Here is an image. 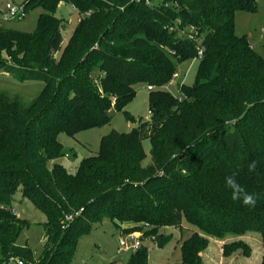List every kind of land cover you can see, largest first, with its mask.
<instances>
[{
    "label": "trees",
    "instance_id": "trees-1",
    "mask_svg": "<svg viewBox=\"0 0 264 264\" xmlns=\"http://www.w3.org/2000/svg\"><path fill=\"white\" fill-rule=\"evenodd\" d=\"M259 1L25 0L26 13L43 10L36 30L0 25V70L45 85L29 105L0 92V264H71L79 238L104 218L127 233L183 221L197 228L181 243L182 264H205L211 239L224 242L226 258L251 257L246 242L226 241L256 232L264 264V58L235 27L236 14L257 13ZM60 4L76 9L79 23L57 58L67 28ZM196 59L194 83L180 85V97L165 91ZM140 84L153 88L150 120L113 130L73 171L59 163L61 134L101 128L112 109L135 123L126 107ZM234 173L258 197L254 208L231 199L225 177ZM18 191L47 218L39 260L18 244L30 226L14 215ZM124 264H149V247Z\"/></svg>",
    "mask_w": 264,
    "mask_h": 264
},
{
    "label": "rangeland",
    "instance_id": "rangeland-1",
    "mask_svg": "<svg viewBox=\"0 0 264 264\" xmlns=\"http://www.w3.org/2000/svg\"><path fill=\"white\" fill-rule=\"evenodd\" d=\"M24 2L25 0H0V7L9 3L23 5ZM42 12L41 8L30 10L23 20L7 23L6 27L34 32ZM238 15L235 19L237 35L245 36L252 48L264 58V0L259 1L257 13L243 12ZM56 16L67 22L62 49L56 55L57 58H60L64 47L79 23V12L69 4H62L58 8ZM190 31L193 32L194 29H190ZM198 65L199 60L197 59L180 65L177 71L178 77L173 78L164 90L180 97V85H192L194 83ZM44 87L42 82H18L13 77L4 75L3 71L0 70V92L6 91L21 96L25 105H29ZM136 89L135 99L126 107V111L134 117L135 123L129 122L122 112L112 109V119L101 128L83 131L75 138L61 134L59 139L65 147L66 154L59 160V163L69 171H73L84 158L98 154L102 138L108 136L113 130L119 133H129L133 128L138 127L141 121L150 120L148 102L150 90L145 84L138 85ZM143 144L147 155L144 165H147L151 162V144L149 140H145ZM13 208L17 218L30 223L29 228L21 234L18 244L31 248L34 251L35 259L39 260L46 243L43 224L47 218L29 200L22 197L21 191H18L14 196ZM128 229L127 226L116 228L109 219L104 218L100 223L94 225L89 234L79 238L75 257L71 264H124L133 252L124 251L119 240L123 238L128 245H132L134 240L127 239L130 235H135L140 241V248L149 247V264H182L181 243L189 238L194 231H198L197 228L185 221H183L181 228H159L155 234L151 235H147V232L152 231L149 225H144L141 230L134 233H127ZM168 237H172L169 243L161 248L157 246L162 239ZM237 240L246 242L252 248L251 257H246L242 252H237L226 258L223 256L222 249L224 242L211 239L210 245L203 255L205 264H262L263 243L259 233H248L242 238H228L226 243Z\"/></svg>",
    "mask_w": 264,
    "mask_h": 264
},
{
    "label": "built area",
    "instance_id": "built-area-1",
    "mask_svg": "<svg viewBox=\"0 0 264 264\" xmlns=\"http://www.w3.org/2000/svg\"><path fill=\"white\" fill-rule=\"evenodd\" d=\"M26 15L27 13L25 11L24 5H14L11 3L6 4L4 7H0V25L23 20L26 17ZM202 55H203V52L200 51L199 57L201 58ZM177 77H178V74L174 76V78H177ZM148 89L151 91L153 88L148 87ZM149 116H151L150 112H149ZM13 212H14V215L17 216L15 211ZM70 220H72V218H70ZM127 239L134 240V242L132 243V245H128L124 241L123 238H120L119 244L124 251L135 252L141 247V243L139 240H137L135 235H130L127 237ZM12 262L17 263V264H24L23 262L15 261L13 259H12Z\"/></svg>",
    "mask_w": 264,
    "mask_h": 264
},
{
    "label": "clouds",
    "instance_id": "clouds-1",
    "mask_svg": "<svg viewBox=\"0 0 264 264\" xmlns=\"http://www.w3.org/2000/svg\"><path fill=\"white\" fill-rule=\"evenodd\" d=\"M255 167V163L250 165ZM225 186L231 191V199L233 202H240L242 206L254 208L258 197L249 193L236 179V174L225 177Z\"/></svg>",
    "mask_w": 264,
    "mask_h": 264
},
{
    "label": "crops",
    "instance_id": "crops-1",
    "mask_svg": "<svg viewBox=\"0 0 264 264\" xmlns=\"http://www.w3.org/2000/svg\"><path fill=\"white\" fill-rule=\"evenodd\" d=\"M62 4H60V6H61ZM59 6V7H60ZM241 13H243V12H238L237 14H236V17H235V19L237 18V16H239L238 14H241ZM241 16V15H240ZM15 29V28H14ZM20 30V29H19ZM22 31V30H21ZM25 32V31H24ZM3 74L4 75H6V76H8V77H12V76H10L9 74H7V73H5V72H3Z\"/></svg>",
    "mask_w": 264,
    "mask_h": 264
}]
</instances>
